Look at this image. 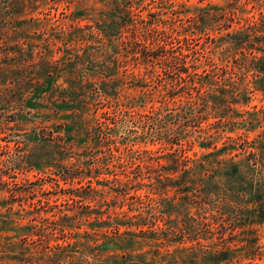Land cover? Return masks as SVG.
Here are the masks:
<instances>
[{
	"label": "rangeland",
	"instance_id": "obj_1",
	"mask_svg": "<svg viewBox=\"0 0 264 264\" xmlns=\"http://www.w3.org/2000/svg\"><path fill=\"white\" fill-rule=\"evenodd\" d=\"M0 264H264V0H0Z\"/></svg>",
	"mask_w": 264,
	"mask_h": 264
}]
</instances>
